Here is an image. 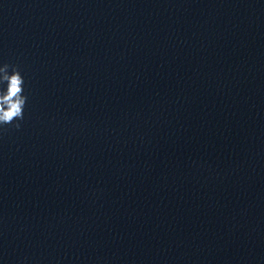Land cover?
<instances>
[{"label":"clouds","instance_id":"9594fccd","mask_svg":"<svg viewBox=\"0 0 264 264\" xmlns=\"http://www.w3.org/2000/svg\"><path fill=\"white\" fill-rule=\"evenodd\" d=\"M11 68V72L9 69ZM24 77L17 66H0V131L11 125L19 129L28 97L24 95Z\"/></svg>","mask_w":264,"mask_h":264}]
</instances>
